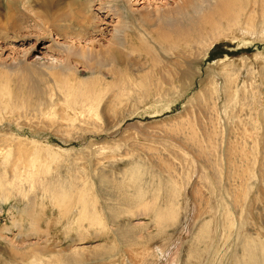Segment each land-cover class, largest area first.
I'll list each match as a JSON object with an SVG mask.
<instances>
[{
	"label": "rangeland",
	"instance_id": "1",
	"mask_svg": "<svg viewBox=\"0 0 264 264\" xmlns=\"http://www.w3.org/2000/svg\"><path fill=\"white\" fill-rule=\"evenodd\" d=\"M65 1V8L90 16L91 24L78 26L74 20H64L63 24L35 27L31 11L37 10V3L12 0L9 13L20 14L19 28L0 33V186L8 190L6 194L0 192V264H39L33 262L36 254L40 256L36 257L38 260L54 264L50 257L55 252L64 258V264H262L264 119L257 120L259 135L246 138L245 143L242 138L254 131L250 117L262 109L255 108L256 102L262 101L264 107V37L243 38L237 31H233L235 38L231 39L229 33L225 37H207L211 30L207 20L217 16L213 12L206 20L202 18H206L207 8L212 9L217 0H204L199 12L189 10L194 23L190 17L175 14L181 0L121 3L124 8H119L118 16L102 13L100 4L106 6L110 0ZM249 2L251 5L252 0ZM5 4V0H0L2 22ZM217 21L225 29V19ZM78 45L85 55L76 49ZM108 47L118 56L117 62L101 60L98 52ZM224 59L243 72H237L233 87L252 91L253 101L249 99L250 93L245 98L233 89L227 95L208 89L215 79L218 85L224 84V79L216 77L217 71L213 70ZM89 62L102 65L100 71L88 69ZM167 76L176 88L158 103L152 105L149 99L138 103L129 98L130 88L138 89L145 81L155 90L158 83L171 81L165 79ZM125 79L129 80L126 85L118 83ZM107 85L110 87L105 88ZM102 86L105 91L101 93ZM183 86L188 88L178 97ZM74 88H92L91 97L104 94L98 108L100 117L91 118L90 124L82 112L73 113L66 102L68 98L72 100L68 93ZM118 89L125 93L127 106L124 111H116L118 121L106 123L103 117L110 109L105 102L112 97L110 94L119 93ZM5 90L9 94L4 96ZM234 92L235 97L226 99ZM238 95L242 99L238 100ZM171 97L172 104L168 103ZM10 103L23 107L14 109ZM211 129L216 135L212 143L208 138ZM227 146V152H220ZM48 149L59 155L60 162L50 160ZM33 158L52 164L40 179L42 182L51 173H58L63 178H73L78 189L86 188L98 205L102 231L96 232L83 223V231L65 234V218L57 223L55 206L43 196L40 187L29 190L25 186V199L16 192L13 165L23 169L16 177H24L26 171L21 166ZM134 164L143 173L139 184L148 188L147 195H151L149 191L156 184L163 187L157 204L164 203L166 184L174 183L176 218L163 229L157 228L153 213L143 210L119 217L121 230L123 227L127 231L130 224V233L117 231L109 220L107 203L118 209L121 203L130 201H113L110 182H121L120 178L125 179L127 169ZM101 172L110 181L108 184H99ZM131 185L123 187L124 194L136 190V185ZM118 192L123 193L118 189L115 196ZM203 224L209 233L199 237ZM225 229L230 231L226 239L222 236ZM193 244L197 253L187 257Z\"/></svg>",
	"mask_w": 264,
	"mask_h": 264
},
{
	"label": "bare ground",
	"instance_id": "2",
	"mask_svg": "<svg viewBox=\"0 0 264 264\" xmlns=\"http://www.w3.org/2000/svg\"><path fill=\"white\" fill-rule=\"evenodd\" d=\"M18 1L20 3H22V2H25L26 0H18ZM132 1H135V0H110V1H108L106 6H104L103 4L102 5L100 4V7L102 9H104L102 11V13H105V16H109V15L118 16L119 8H122V7L124 8L123 4H126V2L129 3ZM142 1H144V0H142ZM5 2H6L5 6H7V7H5V15L3 16L4 17L3 22L0 20V33H8V31L15 32V30L16 31L18 30L19 25H20L19 22H17V20L20 17V14L19 13L15 14L12 12L9 13L10 4H12V0L11 1L5 0ZM31 2L37 3V6H36L37 10L34 9L31 11L32 12L31 15L35 16V19L33 20V24L35 27L36 26L41 27L43 24H48V25L63 24L64 20L65 21L70 20L68 23H71L74 20L76 23H78L77 24L78 26H81V25H84V26L87 25L88 26L89 24H91L90 22L92 20H91L90 16L82 15L80 10H76L77 12L71 11V7L68 9L65 8V6H68L67 1H65V0H31ZM89 2H90V0H89ZM180 2L181 3L178 6V8L176 10H174L175 14L176 15L181 14L182 17H184L185 19H189V17H190V22L194 23L193 20L191 19L193 16L191 17V15H189L188 11L192 10V9H195V10L197 9L196 11L200 10L201 9V3L204 2V0H181ZM121 3H123V4H121ZM112 4L113 5L116 4L117 8H112L111 7ZM88 5H89V3H88ZM213 12H214V17L217 16L216 17L217 20L225 19V29L220 27L219 22L216 19L213 20L214 18L212 19L211 17H209V19H211V21L207 20V24H209V26L211 27V30L207 31V37H209V36L212 37L215 34H216V36L222 35L223 37H225L226 33H229V34H232L231 35L232 37L230 36V39H231V38H235V36L233 35V33H234L233 31L239 32L242 35L241 37H243V38H244V36L247 37V36H254V35H256V38L259 36L260 39L262 37H264V0H252L251 5H250L249 0H217V2L214 4L212 9L208 10V8H207V16H205L206 18H204V19L202 18V20L203 21L206 20L207 17L210 16ZM192 14H194V13H192ZM74 15L76 16L75 19H74ZM93 23H94V21H93ZM66 26H67V29L70 27L69 24H67ZM66 26H65V28H66ZM84 29H86V28H84ZM204 38H205V36H204ZM31 46H32V44H31ZM75 47H76V49L77 48H79L80 50L83 49L81 45L80 46L78 45ZM108 49H109V47H108ZM108 49L104 50V51H106L104 54H103L104 51L98 52V53H101V55H102L101 60H103L105 62V61H109L110 59L111 60L115 59V61H116L118 59L117 58L118 56L115 54L114 50H112V49L108 50ZM80 53H81V55H85L83 50H81ZM183 54H184V51H183ZM256 54H255V56L257 57ZM243 59H244V57H241V60H243ZM98 60L99 59H97L95 61H98ZM111 60H110V62H111ZM219 62L220 63H218L219 64L218 69L213 68V70L217 71L215 73L216 77H219V78L221 77L224 79V84L218 85V83H215V81H216V79H215L209 83L208 89L212 93H216L217 91H223L225 95H227L229 89L230 90L233 89V90L239 91V93L242 97L245 95V98L247 97L248 93H250V95H251L252 91H248V92L246 91L245 92L244 91L245 88H244V90H240L239 87H235V86L233 87V83H234L236 77H238L237 72L239 73V71H241V70L238 69L239 71H237L236 69L232 68V64L228 60L226 61L224 59V60L219 61ZM241 63H242V61H241ZM87 65H88L87 66L88 69L94 68V70H96V69L99 70L100 67L102 66V65H96V64L90 63V62L87 63ZM239 67H241V66H239ZM243 68H245V66ZM247 70H248V72H251V74H253V71L251 68L248 67ZM241 72H240V74L243 73V72L242 73ZM256 73H258V71H256ZM167 78H170L171 81H169V79H168L169 82H167V80H165V83L163 81H161L163 83H158L157 87H156V85H154L156 83H154L153 85L156 87L155 90H152V88L149 87L151 84L149 82L144 81L145 83L144 82L140 83L139 88L138 89L135 88L136 91L141 90V92L137 91V92H140V95H138V96H137L138 93H136L135 89L130 88L131 95L129 96V98L130 97L133 98L134 101L138 102V103H143V101H147L148 99L152 102V105L158 103L160 101V99H162V97H167L169 94L173 93V92H171V89L176 86L174 84V82L172 81L171 77L167 76L165 79H167ZM21 81L25 82L24 79H21ZM128 82H129V80L125 79L123 81H119L118 83L125 84ZM116 85L117 84H115L114 86H116ZM129 85H130V87L133 86L132 83H129ZM137 85H138V83H136V86ZM245 85H247V84H245ZM249 85H250L249 88H252L251 83ZM77 86H79V85H77ZM158 86H159V88H158ZM109 87H110V85H107L105 88H109ZM105 88L102 86V90L100 92L102 93V91H105ZM187 88L185 86L181 87V91L178 94V97L182 96V94L186 91ZM91 89L92 88L80 90L78 88H76V89L74 88L71 92L72 94L68 93V95H70V96L72 95V100L70 101L69 98L66 100L69 107L71 109H73V111H74L73 113L80 111V114H81V112H82V114H84V117H86V120H88L89 124H90L89 121L90 120L92 121L93 117H96V118L100 117V113H98V108H99V105L101 104V102L103 101V98H104V94H101L100 97H91L89 95V91ZM119 89L117 91H119ZM241 89H243V88H241ZM113 91H110V92L112 93ZM67 92H68V89H67L66 93ZM8 94H9V90H5L3 92L4 96L8 95ZM235 94H236V92H234L232 95L228 96L226 99L235 97ZM110 95H112V97L110 96L111 100L109 99L108 102H105V105H107L110 109V113L105 112V114H107V116H105L103 118L106 121V123L111 124L117 120L116 117L118 116L117 115L118 113L116 111H119V109L123 110L127 106L128 99L125 96V93L120 92V91H119V93L117 92L116 94L114 93V94H110ZM240 95H238V100L242 99L240 97ZM105 96H108V95H105ZM106 98L108 99V97H106ZM173 98L174 97H171L169 99L168 103L172 104V102L170 100ZM249 99H251L253 101L254 97L251 95V98H249ZM5 100H6V98H5ZM8 102H10V101H8ZM22 105L13 106V104L10 103V106L14 107V109H16V108L21 109L23 107ZM64 105H66V104H64ZM258 106H261L262 109H259L258 111L253 113V115L250 117L254 123V125L252 126V129L254 131L250 132L248 137L244 136L242 138V141H244V143L246 142V138L254 139L255 135H259V133L257 131L260 129V124L257 125V120H259V119L263 120L264 119V107L262 105V101H261V104L258 101L256 102L255 108H257ZM3 107H5V106H3ZM5 110H7V109H5ZM67 111H68V108H67ZM67 111L65 112L66 113L65 116L67 115ZM101 111L102 110H100V112ZM61 116H62V114H61ZM74 116H75L74 118L76 120L77 116L76 115H74ZM72 117H73V115H72ZM71 123H73V119H72ZM91 124H93V122ZM59 125H60V123H59ZM69 125H71V124H69ZM224 133L226 136V131ZM209 134H210V136L208 138L211 140L210 142L212 143V139H214V136H216L214 130L211 129ZM218 138H221V134L218 135ZM191 139L193 141H195L194 137H192ZM225 142L227 143V141H225ZM243 145H245V144H243ZM228 150H229V148L227 146L225 148L223 147L220 150V152L225 153ZM62 151L65 152V150H62ZM242 151H241V153H242ZM46 152H47V154H49L51 161L60 162L61 159L58 158L59 155L55 154L50 149H48ZM48 163L49 162L41 163V162H38L36 158H33V159L29 160L27 162V164H25V165L22 164L21 167H24V170L26 171V175L24 177H23V175H18L16 177L18 171L23 170V169H21L19 167V165L15 163L13 165V169H12L13 170L12 177H13V181L16 182V184H14V185H16V187H15L16 192L25 199V196H26V194L24 192L25 186L27 188H29V190H33L35 188L40 187L39 189H40V192H43L42 193L43 196L48 197L49 200L51 199L53 205L55 206V209L57 211V223L60 224V222L63 221V219L65 218L66 223L63 226L64 233L66 231H68V233H70L71 231H74L77 234L80 231H83V225H82L83 223L84 224L87 223V227L88 228H90V227L94 228L96 230V232L102 231L104 229V225L99 220L101 218V215H100L99 211L97 210L98 205H96L93 197H90L88 195V193L86 192V188L85 189H83V188L78 189L77 185L74 186L75 182H74L73 178H70L69 176H68V178H63V177L59 176L58 173H51L50 178L47 179L45 182H42L40 180L42 177H45L47 175L46 173L48 172V170L49 171L51 170L48 167H50L52 164L48 165ZM131 164H133V163H131ZM138 168H139V166L136 164L131 165L127 169V172H126L127 175L125 176L126 178L122 179L124 176L122 178H120L121 179V182L119 180L120 183L117 182L118 180L116 181V183L114 181L110 182L108 180V178L102 172H101L102 174L100 173L101 175L98 176L99 178L97 177L99 184H108L109 182L111 183L110 184V190L112 191V193H110V196H112L113 201H115V199H117V198L119 200L130 199V201L127 203H124V204L121 203L122 206L118 207V209H116L115 206H112L109 203L106 204L108 207L107 209L109 211V218H110L109 220H110L112 226L116 227V230L118 228L117 231H121V233L126 231V229H123V227H122V230H121V227L119 225H122V224L119 223V220H118L119 217L121 215H125V214L133 215L137 210H143V212L153 213V217H154L153 220L157 224L158 229H163L169 223H172V221L176 218V208H175L176 203L173 201V198H172L174 196V194L176 193L175 192L176 188L174 186V183L169 181L166 184L167 188H165V190H164L165 194L163 193L164 203L163 204H159V203L157 204L156 202H157V199L159 197V193H160L159 191H161V189L163 187H161V185H159V184H156L149 191L151 193V195H147L148 188L146 189L141 184H139L142 172H141V170H138ZM128 183H130V184L132 183V185L135 184L136 190L133 193L126 195V194H124L125 190L123 191V187L126 184L128 186ZM83 184L86 185V183L84 181H83ZM73 186H74V188H73ZM112 187H113V190L119 189V191L122 190L123 193L118 192L119 194L116 193L117 196H115L114 192L116 190L113 192ZM127 188H126V190H127ZM6 191H8L7 188L2 190V187L0 186V192H2L1 194H3V193L6 194ZM5 194H4V196H5ZM4 196H3V198H4ZM106 199L110 200V198H106ZM29 205L32 206L30 203H29ZM114 205H116V204L114 203ZM129 225H128V229L126 232L130 233V231H129L130 226ZM131 227H132V229L134 227L136 228L135 225H133ZM126 228H127V226H126ZM133 231H134V229H133ZM206 233H209V230L207 229L205 224H203L202 226H200L199 237H205ZM229 233H230V231L228 229H225L222 231V236H225V239H226L229 236ZM127 238H129L128 235H127ZM133 240L135 241L134 238H133ZM127 241H129V240L127 239ZM260 249H261V247L256 250L257 257H259V254L261 252ZM47 250L48 249H46V252H47ZM249 250H251V249L249 248ZM43 252H44V250H43ZM196 253H195V245L193 244L188 249V256L187 257H189V256L192 257ZM34 257H35V259L33 260V262H37L39 264H46L43 259L40 258L41 260H38V258H36V257H40L37 254L34 255ZM50 258H52L54 264H64L65 263V261L63 260L64 258H62L58 252H55L53 254V256ZM50 258H48V259H50ZM262 264H264V260L262 261Z\"/></svg>",
	"mask_w": 264,
	"mask_h": 264
}]
</instances>
